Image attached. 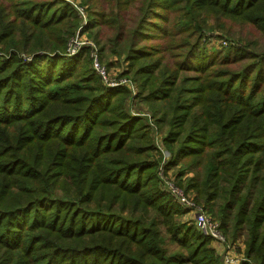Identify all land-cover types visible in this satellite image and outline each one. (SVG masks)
<instances>
[{
  "label": "trees",
  "instance_id": "trees-1",
  "mask_svg": "<svg viewBox=\"0 0 264 264\" xmlns=\"http://www.w3.org/2000/svg\"><path fill=\"white\" fill-rule=\"evenodd\" d=\"M4 1L0 264H222L160 189L156 148L125 111L127 90L100 85L87 50L65 55L76 12L60 0ZM87 2L90 37L103 53L112 35L109 51L127 59L124 76L166 133L165 167L192 172L187 190L223 229L244 226L264 264V53L253 41L223 54L201 46L215 26L264 35V0ZM152 33L162 44L143 47Z\"/></svg>",
  "mask_w": 264,
  "mask_h": 264
},
{
  "label": "rangeland",
  "instance_id": "rangeland-1",
  "mask_svg": "<svg viewBox=\"0 0 264 264\" xmlns=\"http://www.w3.org/2000/svg\"><path fill=\"white\" fill-rule=\"evenodd\" d=\"M33 3L44 2L47 0H30ZM65 4H68L73 9L74 13L78 17L79 27L73 36L70 37L69 42L66 46V56L67 57H76L82 50H87L88 58L91 62V70H94L95 74L99 78L100 85L108 88H124L127 90V99L125 103V111L131 113L133 117L143 119L142 123L146 125L149 137L154 145V150H151L149 153L150 159L154 161L159 160L158 166V175H159V186L160 189L167 193V195L172 199L173 203L179 207L181 210L178 218L185 223L187 226L194 227L197 231H201L198 227L197 214L200 212L204 214L207 219L210 220L213 226H215L217 231V237H210L205 243L204 248L212 250L215 257L222 264H257L254 261V255L248 253L247 247V232L245 227H241L240 231L234 229L231 225L227 226L225 229L222 228L221 220L218 216L211 212V208L206 206L204 203L198 200L197 193L194 190H187V183L190 178H193L194 175L189 170H183L182 166L171 168L165 167L167 165V160H169V154L165 149L163 139L165 138V131L161 129V126L158 124L156 117H154L153 112L150 110L149 106L145 101L140 98V87L133 78L124 76V71L129 70V63L124 56L117 57L116 55L111 54L109 51L110 44L107 42V38H111L112 35L108 32H104L102 36V46L107 44L108 50L101 53L100 45L96 43L93 38L90 37L89 31L86 29V21L89 19V4L88 0H60ZM6 1L0 0V6L4 5ZM7 4V3H6ZM60 5L57 4L56 7ZM107 13H110V10H106ZM82 13H84L82 15ZM87 19V20H86ZM213 21V20H212ZM216 23V21L214 20ZM214 22H211L212 25ZM218 24V23H217ZM81 26V27H80ZM32 30L26 32L30 34ZM36 33V32H34ZM152 40L148 41L146 44H141L143 47L155 48L156 44L161 45L159 38H155L152 33ZM21 39V32L16 33L12 39ZM156 40V41H155ZM249 41H253L249 45V49L255 51L257 54L264 53V35H262L257 29L251 26H240L237 25L233 28L231 27V33L228 31H223L219 27H214L210 32H207L206 37L202 39L201 46L204 51L208 54H213L220 52L223 54L224 51L228 50L232 45L239 47L245 46ZM45 42V41H43ZM2 45V44H1ZM72 45L70 53L68 52L69 46ZM101 46V47H102ZM0 46V59H4V53L1 50ZM92 51H95L98 55V61L100 67L104 68L106 73V79L101 80L97 74L94 64L96 55ZM75 54H71V53ZM23 58L28 61H31V56L24 53ZM48 56H55L54 53L46 52ZM93 54V55H92ZM264 65V64H263ZM237 69V68H234ZM238 71V70H237ZM188 75V74H185ZM182 75V76H185ZM190 76V75H188ZM124 80L122 86L113 87V84L121 82ZM128 81V82H127ZM109 83V84H108ZM152 156V157H151ZM61 193H57V196H60ZM197 200V201H196ZM219 201V200H218ZM220 202V201H219ZM216 206L220 204L216 202ZM214 207L216 212H218L217 207ZM52 207V206H50ZM49 206L47 208H50ZM196 242L194 241V244Z\"/></svg>",
  "mask_w": 264,
  "mask_h": 264
},
{
  "label": "built area",
  "instance_id": "built-area-1",
  "mask_svg": "<svg viewBox=\"0 0 264 264\" xmlns=\"http://www.w3.org/2000/svg\"><path fill=\"white\" fill-rule=\"evenodd\" d=\"M83 14L84 13H82V15ZM86 24H87V21H86ZM72 47H73L72 45L69 46V49H68L69 50L68 51L69 53H70ZM92 52H93V54L96 55V57H94L95 58V63H93V64H94V67H95V70H96L97 74L99 75V77L101 78V80L107 81L105 70H104V68L100 67V65H99V61H98L99 58H98L97 53L95 51H92ZM71 54H75V53L73 52ZM122 85H125L124 84V80H122L121 82H117V84H113V87L122 86ZM197 222H198L197 225H198L199 229L201 230V232L203 234H205L209 238L212 237V236L213 237H217V234H216L217 231L215 229L216 227L212 225V223L210 222V220L207 219V217L204 214H201L200 212L197 214Z\"/></svg>",
  "mask_w": 264,
  "mask_h": 264
}]
</instances>
